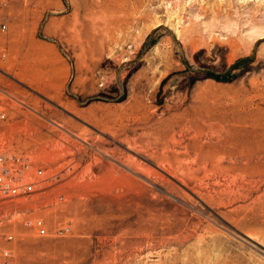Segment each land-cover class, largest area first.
Listing matches in <instances>:
<instances>
[{"label": "rangeland", "instance_id": "obj_1", "mask_svg": "<svg viewBox=\"0 0 264 264\" xmlns=\"http://www.w3.org/2000/svg\"><path fill=\"white\" fill-rule=\"evenodd\" d=\"M263 138L264 0H0V264H264Z\"/></svg>", "mask_w": 264, "mask_h": 264}, {"label": "built area", "instance_id": "obj_2", "mask_svg": "<svg viewBox=\"0 0 264 264\" xmlns=\"http://www.w3.org/2000/svg\"><path fill=\"white\" fill-rule=\"evenodd\" d=\"M38 173L39 175H41L42 171H39ZM0 192L11 196H19L22 193L28 195L35 192V185L34 184H26L23 186L14 185L13 178L11 176V170L5 164L4 158L0 157ZM30 225H32L31 222ZM41 225L42 222L38 221L33 226L38 228L40 234H45V229H43ZM5 254L7 255V252Z\"/></svg>", "mask_w": 264, "mask_h": 264}, {"label": "bare ground", "instance_id": "obj_3", "mask_svg": "<svg viewBox=\"0 0 264 264\" xmlns=\"http://www.w3.org/2000/svg\"><path fill=\"white\" fill-rule=\"evenodd\" d=\"M211 111V110H210ZM219 113V112H218ZM240 116V115H239ZM223 118V117H222ZM238 118V117H237ZM240 118V117H239ZM243 118V117H242ZM245 118V117H244ZM244 118H243V121H244ZM237 120V119H236ZM239 121V120H238ZM246 121V120H245ZM225 122V121H224ZM225 125V124H224ZM235 126V125H234ZM236 126H238V125H236ZM229 127V126H228ZM226 129V128H225ZM235 130H237V129H235ZM241 130V129H240ZM239 130V131H240ZM252 131V130H251ZM227 132V131H226ZM230 133V132H229ZM235 133H236V131H235ZM246 133V132H245ZM244 133V134H245ZM234 134V133H233ZM237 134V133H236ZM235 134V135H236ZM252 134H254V131H253V133ZM226 135H228V133L226 134ZM230 135V134H229ZM240 135H242V134H240ZM251 135V134H250ZM256 135H257V133H256ZM249 136V135H248ZM253 136V135H252ZM255 136V135H254ZM232 137V136H231ZM232 139V138H231ZM246 139V138H245ZM256 139H258L257 138V136H256ZM264 139V138H263ZM259 140V139H258ZM262 139H260V141H261ZM237 141L240 143V141H239V139H237ZM252 142H254V141H252ZM250 143V142H249ZM256 143H258V142H256ZM240 145H241V143H240ZM249 145V144H248ZM256 145V144H255ZM246 147V146H245ZM252 147H253V145H252ZM258 147V146H257ZM246 148H248V147H246ZM260 148H261V146H260ZM253 149V148H252ZM250 150H251V148H250ZM259 151H260V149H259ZM243 152V151H242ZM248 152V151H247ZM254 152V151H253ZM256 152V151H255ZM243 154V153H242ZM251 154V153H250ZM249 166V165H248ZM254 168V167H253ZM250 169V168H249ZM248 170V169H247ZM259 172V171H258Z\"/></svg>", "mask_w": 264, "mask_h": 264}]
</instances>
